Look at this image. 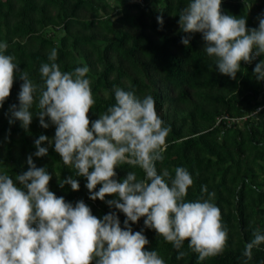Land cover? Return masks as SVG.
Segmentation results:
<instances>
[{
    "label": "trees",
    "instance_id": "1",
    "mask_svg": "<svg viewBox=\"0 0 264 264\" xmlns=\"http://www.w3.org/2000/svg\"><path fill=\"white\" fill-rule=\"evenodd\" d=\"M188 0H0V42H6V55L13 56L19 70L9 98L0 108V173L15 179L27 171L26 159L34 153V141L41 135L54 137L55 128L40 127L35 117L25 131L19 121L9 124V107L18 106V93L26 71L30 80L42 85L40 66L49 63L50 51L57 50L56 63L62 71L86 64L95 104L89 118L95 120L115 103V87L133 91L138 98L151 95L158 116L170 128L164 160L158 172L171 176L177 167L186 168L193 178L186 201L207 199L220 209L228 239L222 253L198 260L185 241L178 251L152 229L144 219L131 224L133 232L143 230L149 241L145 250H155L165 264H264V244L243 256L245 245L256 230L264 232V81L253 74L256 63H241L236 79L218 73L215 58L209 57L199 33L185 34L179 28V14ZM223 14L247 18L248 28H257L264 12V0H223ZM162 17L163 25L157 22ZM181 37L189 38L186 47ZM37 97L39 92H37ZM221 120V121H220ZM46 122L47 119H46ZM48 155L33 156L37 167L52 175L49 188L58 197L75 205L83 200L92 214L102 219L116 211L106 202L89 199L86 179L63 164L47 142ZM128 171L139 169L122 165L116 169L122 180ZM73 176L80 185L60 188L57 179ZM206 186L207 193H202ZM97 186V191L99 190ZM113 199L106 197L105 200ZM121 226L126 219L117 212Z\"/></svg>",
    "mask_w": 264,
    "mask_h": 264
},
{
    "label": "clouds",
    "instance_id": "2",
    "mask_svg": "<svg viewBox=\"0 0 264 264\" xmlns=\"http://www.w3.org/2000/svg\"><path fill=\"white\" fill-rule=\"evenodd\" d=\"M223 0H188L179 14V28L185 34L199 33L203 51L215 58L219 74L235 80L241 63L250 64L264 56V14L257 17L258 27L248 28L247 18L222 12ZM157 22L163 25L162 17ZM184 46L189 38L181 37ZM6 42H0V108L9 98L19 65L6 55ZM57 50L40 66L42 85L20 72L23 83L18 106L9 107V124L19 121L27 131L35 117L40 127L54 126V137L41 134L35 141L36 151L26 159L27 171L15 179L0 173V264H165L149 244L143 230L133 232L131 224L144 219L152 229L178 251L185 241L198 260L223 252L228 230L220 209L207 199L186 201L194 181L189 171L177 167L174 176L167 169L158 172L156 164L164 160L170 128L158 116L151 95L138 98L133 91L115 87V103L97 119L89 113L95 104L86 64L73 71H62L56 63ZM253 74L264 81V59L256 63ZM37 92L39 95L37 97ZM46 119L48 122H46ZM45 142L59 155L63 164L75 170L76 177L86 179L89 199L106 202L116 211L102 219L92 214L83 201L75 205L50 190L52 175L46 167H37L33 156L48 155ZM128 165L139 168L117 179L116 169ZM60 188L70 185L79 191L77 179H57ZM99 190L97 191V186ZM206 186L202 193H207ZM113 199L105 200L106 197ZM126 219L123 227L117 215ZM264 244V232L256 230L246 243L243 256L251 259L254 248Z\"/></svg>",
    "mask_w": 264,
    "mask_h": 264
},
{
    "label": "built area",
    "instance_id": "3",
    "mask_svg": "<svg viewBox=\"0 0 264 264\" xmlns=\"http://www.w3.org/2000/svg\"><path fill=\"white\" fill-rule=\"evenodd\" d=\"M261 14H264V12H263V13H261ZM261 14H260V15H261ZM256 60H257V59H256ZM220 121H221V120H220Z\"/></svg>",
    "mask_w": 264,
    "mask_h": 264
},
{
    "label": "rangeland",
    "instance_id": "4",
    "mask_svg": "<svg viewBox=\"0 0 264 264\" xmlns=\"http://www.w3.org/2000/svg\"><path fill=\"white\" fill-rule=\"evenodd\" d=\"M258 59V58H257Z\"/></svg>",
    "mask_w": 264,
    "mask_h": 264
}]
</instances>
